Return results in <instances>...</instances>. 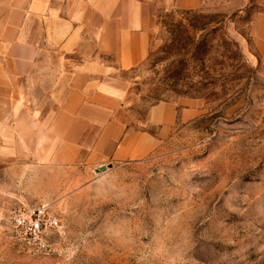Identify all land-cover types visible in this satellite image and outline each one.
I'll list each match as a JSON object with an SVG mask.
<instances>
[{
  "label": "rangeland",
  "instance_id": "374dc122",
  "mask_svg": "<svg viewBox=\"0 0 264 264\" xmlns=\"http://www.w3.org/2000/svg\"><path fill=\"white\" fill-rule=\"evenodd\" d=\"M245 1L158 10L148 58L125 72L124 118L160 134L147 124L153 104L188 98L203 110L150 157L48 202L60 223L48 250L13 236L10 213L43 201L0 165V264H264V63L249 36L264 2L235 9Z\"/></svg>",
  "mask_w": 264,
  "mask_h": 264
},
{
  "label": "crops",
  "instance_id": "0c3cea01",
  "mask_svg": "<svg viewBox=\"0 0 264 264\" xmlns=\"http://www.w3.org/2000/svg\"><path fill=\"white\" fill-rule=\"evenodd\" d=\"M205 3L0 0V165L22 172L28 199L75 194L99 167L150 157L178 123L201 114L199 100L157 102L147 124L160 134L123 115L125 72L148 58L158 10ZM249 36L264 63V8L253 14Z\"/></svg>",
  "mask_w": 264,
  "mask_h": 264
},
{
  "label": "built area",
  "instance_id": "2783aa9c",
  "mask_svg": "<svg viewBox=\"0 0 264 264\" xmlns=\"http://www.w3.org/2000/svg\"><path fill=\"white\" fill-rule=\"evenodd\" d=\"M51 209L48 202L25 204L14 209L9 216L13 236L35 251L48 250L50 232L60 224Z\"/></svg>",
  "mask_w": 264,
  "mask_h": 264
},
{
  "label": "water",
  "instance_id": "95a60500",
  "mask_svg": "<svg viewBox=\"0 0 264 264\" xmlns=\"http://www.w3.org/2000/svg\"><path fill=\"white\" fill-rule=\"evenodd\" d=\"M107 169L106 166H101L97 169V171H105Z\"/></svg>",
  "mask_w": 264,
  "mask_h": 264
}]
</instances>
